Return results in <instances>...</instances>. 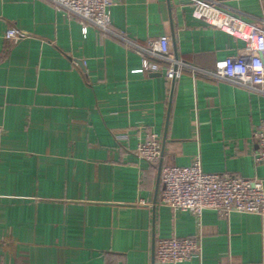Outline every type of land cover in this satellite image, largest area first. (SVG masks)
I'll use <instances>...</instances> for the list:
<instances>
[{"label":"crops","instance_id":"obj_1","mask_svg":"<svg viewBox=\"0 0 264 264\" xmlns=\"http://www.w3.org/2000/svg\"><path fill=\"white\" fill-rule=\"evenodd\" d=\"M225 10L264 20V0ZM111 20L138 44L174 35L172 95L117 38L84 35L48 0H0V264H154V241L171 236L200 237V256L178 264L264 262V215L159 205L158 163L135 154L152 132L162 164L198 156L205 172L264 183L253 158L264 94L209 74L243 41L186 0H115ZM9 27L26 35L8 40Z\"/></svg>","mask_w":264,"mask_h":264},{"label":"built area","instance_id":"obj_2","mask_svg":"<svg viewBox=\"0 0 264 264\" xmlns=\"http://www.w3.org/2000/svg\"><path fill=\"white\" fill-rule=\"evenodd\" d=\"M48 1L67 18L78 20L84 35L88 25H92L135 50L141 57L143 69L162 73L168 86L181 75L183 63L174 50L171 35L150 37L144 44H138L123 31L113 28L111 8L115 0ZM186 1L191 4L193 17L244 43L237 54L217 60L209 74L264 94V20L247 21L229 13L225 3L231 0ZM25 35L24 30L9 27L4 37L17 40ZM253 138L257 144L254 162L264 165V114L253 130ZM135 154L150 165L159 162L163 156L162 147L154 133H146L145 139L137 143ZM157 194L159 205L168 206L175 212L189 211L197 217L204 209H214L222 216L234 211L264 215V183L261 179L229 172H205L198 156L185 166L162 164ZM200 254L199 236H171L154 241V264H178Z\"/></svg>","mask_w":264,"mask_h":264},{"label":"water","instance_id":"obj_3","mask_svg":"<svg viewBox=\"0 0 264 264\" xmlns=\"http://www.w3.org/2000/svg\"><path fill=\"white\" fill-rule=\"evenodd\" d=\"M172 40H173V45L175 46V41H174V35L172 34ZM174 50H175V48H174ZM174 83H175V81L173 80L172 82H171V89H170V94L172 95V90H173V87H174ZM171 95H170V98H171ZM163 153V152H162ZM161 165H162V158L159 160V162H158V182H159V178H160V168H161ZM158 185H159V183H158ZM158 187V186H157ZM157 190H158V188H157ZM154 261V258H153V256H152V262Z\"/></svg>","mask_w":264,"mask_h":264}]
</instances>
